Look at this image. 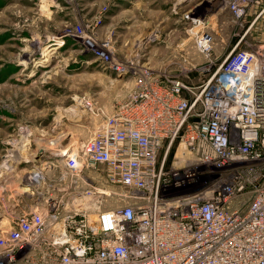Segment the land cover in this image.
I'll return each mask as SVG.
<instances>
[{
  "label": "built area",
  "instance_id": "obj_1",
  "mask_svg": "<svg viewBox=\"0 0 264 264\" xmlns=\"http://www.w3.org/2000/svg\"><path fill=\"white\" fill-rule=\"evenodd\" d=\"M256 1H229L232 22ZM189 23L198 81L180 76L189 61L145 67L109 112L88 106L89 136L0 202V264H264V44L239 37L216 58L209 20ZM72 33L128 73L109 40Z\"/></svg>",
  "mask_w": 264,
  "mask_h": 264
},
{
  "label": "rangeland",
  "instance_id": "obj_2",
  "mask_svg": "<svg viewBox=\"0 0 264 264\" xmlns=\"http://www.w3.org/2000/svg\"><path fill=\"white\" fill-rule=\"evenodd\" d=\"M229 1L0 0V202L14 197L23 184L16 182L19 177L55 158L49 148L71 149L85 140L94 124L87 104L109 112L143 68L184 69L189 61L194 68L180 76L196 83L205 59L188 31L191 17L209 20L213 57L225 54L239 37L240 47L264 44V0L238 24ZM78 27L95 43L109 40L113 59L128 73H114L87 51L72 33ZM75 99L85 104L76 105ZM23 142L28 145L21 151ZM43 144L48 148L36 153ZM15 155L18 161L11 162Z\"/></svg>",
  "mask_w": 264,
  "mask_h": 264
},
{
  "label": "bare ground",
  "instance_id": "obj_3",
  "mask_svg": "<svg viewBox=\"0 0 264 264\" xmlns=\"http://www.w3.org/2000/svg\"><path fill=\"white\" fill-rule=\"evenodd\" d=\"M75 101H76V105H78V104H85V101L83 100V99H75ZM88 106H90V104L88 103L87 104ZM75 106V105H74ZM75 107H77V106H75ZM90 111V110H89ZM79 112V111H78ZM80 118V117H79ZM79 118L78 119H76V121H78L79 120ZM75 121V120H74ZM43 141V140H42ZM57 141H60L59 139L58 140H55V141H50V142H48V143H51V142H53V143H55V142H57ZM23 144V146L21 147V151H23V150H25V147L28 145L26 142L24 143H22ZM52 144V143H51ZM44 146H38V148H37V151H36V153L38 152L39 153V151H44L45 149H47L48 148V145L47 144H43ZM53 149V148H52ZM48 149V150H50V151H55V149ZM20 155V154H19ZM22 155V154H21ZM16 156V155H15ZM16 161H18V159H17V156H16V159H14V157H13V160L11 161V162H16ZM19 189H21V188H19ZM22 190V189H21ZM20 194V193H19Z\"/></svg>",
  "mask_w": 264,
  "mask_h": 264
},
{
  "label": "crops",
  "instance_id": "obj_4",
  "mask_svg": "<svg viewBox=\"0 0 264 264\" xmlns=\"http://www.w3.org/2000/svg\"><path fill=\"white\" fill-rule=\"evenodd\" d=\"M219 56H220V54H219ZM167 65H168V64H166V65H165L163 68H166V67H167Z\"/></svg>",
  "mask_w": 264,
  "mask_h": 264
}]
</instances>
